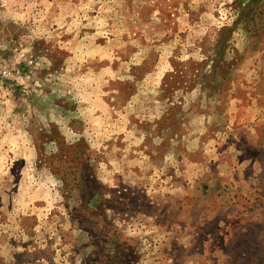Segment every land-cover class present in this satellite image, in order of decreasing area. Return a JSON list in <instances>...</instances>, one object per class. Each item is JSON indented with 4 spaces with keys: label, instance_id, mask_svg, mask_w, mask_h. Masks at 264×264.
Listing matches in <instances>:
<instances>
[{
    "label": "rangeland",
    "instance_id": "1",
    "mask_svg": "<svg viewBox=\"0 0 264 264\" xmlns=\"http://www.w3.org/2000/svg\"><path fill=\"white\" fill-rule=\"evenodd\" d=\"M0 264H264V0H0Z\"/></svg>",
    "mask_w": 264,
    "mask_h": 264
}]
</instances>
